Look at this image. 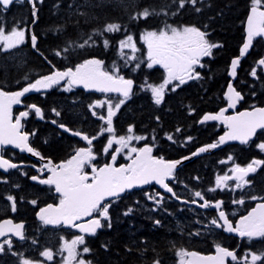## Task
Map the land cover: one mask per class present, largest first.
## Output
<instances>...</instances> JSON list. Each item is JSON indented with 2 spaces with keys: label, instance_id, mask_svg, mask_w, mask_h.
<instances>
[{
  "label": "trees",
  "instance_id": "1",
  "mask_svg": "<svg viewBox=\"0 0 264 264\" xmlns=\"http://www.w3.org/2000/svg\"><path fill=\"white\" fill-rule=\"evenodd\" d=\"M34 6L35 17L28 1L14 2L8 8L0 4V33L13 28L25 30V40L15 46L3 48L0 42V89L19 90L53 70L75 68L96 59L103 71L134 83L116 127L117 135L131 129L156 157L178 160L200 146L213 144L223 132L217 123L200 124L199 120L226 105L228 70L244 42L246 17L252 7L264 8V0H34ZM31 25V34L37 38L36 52L30 46ZM184 29L197 33L193 46L202 49V54L191 78L170 89L163 103L157 105L153 98L165 74L154 61L147 60L140 36ZM130 38L137 53L119 52ZM170 47L176 49L173 44ZM263 57L264 39L253 40L233 82L242 96L238 110L264 106V71L257 66ZM54 99L49 94L43 99H24L23 107L31 113L27 120L41 130V138L51 143L58 133L49 120L89 137L95 134L96 121L93 125L88 120L73 122ZM30 103L40 108L42 120L27 109ZM54 111L64 114L53 116ZM87 123L89 128L85 127ZM259 160L261 165L248 177L246 188L239 189L232 179L223 182L224 187L218 184L219 177H230L233 168ZM175 172L169 184L176 197L200 204L202 199L221 201L228 218L234 220L253 204L251 199L264 198V130L247 145L231 144L196 156ZM4 178L0 174V219L10 215L9 199L13 198L16 210L20 209L16 219L25 223V231L23 241L6 248L0 264L42 262L44 251H51L55 259L60 257L63 242L79 234L61 226L47 227L35 218L39 208L57 201L52 188L40 185L38 189L17 174L8 181ZM101 220V229L85 236L74 249L76 259L85 264H180L187 251L206 254L216 247L235 250L237 258L244 250L251 251L264 264V233L239 241L223 232L214 209L181 204L155 186L105 202Z\"/></svg>",
  "mask_w": 264,
  "mask_h": 264
},
{
  "label": "water",
  "instance_id": "2",
  "mask_svg": "<svg viewBox=\"0 0 264 264\" xmlns=\"http://www.w3.org/2000/svg\"><path fill=\"white\" fill-rule=\"evenodd\" d=\"M28 1L33 9L35 17L36 8L34 0H0L4 8H8L14 2ZM30 46L36 52L37 38L31 34L32 25L29 28ZM264 38V8L253 7L249 11L244 27V43L239 49L238 56L231 60L228 77L229 83L226 87L224 97L226 105L215 113H206L199 120L200 124L216 122L224 129L216 141L210 145L198 147L192 154L178 160H163L152 156L149 145H143L136 154L126 163L116 166L115 155L106 165L94 172L96 177L89 183L86 181L92 175H80L81 153L78 152L68 162L52 164L45 183L54 187V194L61 197L57 204L42 206L36 213L37 220L49 227L62 226L65 229L77 231L82 236H92L101 229V221L94 217L93 213L104 202L123 196L133 190H141L148 186H155L173 200L189 206L205 209L206 201L200 204L197 201H187L174 195L169 184L174 177V172L190 159L219 150L231 144L246 145L254 140L256 134L264 129V106H256L250 109L238 110L241 94L235 90L233 82L236 78L240 60L249 54L253 40ZM258 66L264 69V57L258 61ZM76 88L96 93L119 95L128 97L133 89L130 79L113 77L101 70V63L96 59H88L75 68L66 70H53L51 73L35 79L33 82L23 86L19 90L4 91L0 89V151L7 146L29 153L30 148L26 143V137L21 133L22 114L12 121L13 108L22 104V99L34 93L46 91L50 86L61 84L66 80ZM30 109L36 110L39 120H42V112L39 107L31 105ZM53 124H55L53 122ZM58 128L69 135L85 142L86 135L73 132L65 125L59 124ZM20 147V148H19ZM18 164H12L0 155V168L6 171L16 168ZM250 172L236 169L233 178L240 180ZM210 208L216 211L217 219L222 226L223 232L237 238L254 237L264 231V201L255 205L244 221L235 225L228 219L222 209L220 201L210 204ZM24 223H14L11 219L0 221V239L13 237L17 241L24 239ZM183 264H228L236 259L235 250L216 247L210 253L187 251L184 254Z\"/></svg>",
  "mask_w": 264,
  "mask_h": 264
},
{
  "label": "flooded vegetation",
  "instance_id": "3",
  "mask_svg": "<svg viewBox=\"0 0 264 264\" xmlns=\"http://www.w3.org/2000/svg\"><path fill=\"white\" fill-rule=\"evenodd\" d=\"M198 51L199 52L197 53L193 51L192 49L174 50V51L173 50H168V51L161 50L158 52V55L160 57L159 58L154 57L152 60L149 59L146 53L147 60L156 62L155 64L158 65V68L161 69L163 73L165 74V77L162 83H160L159 86L156 88L155 96L153 98L154 101L157 103V105H160L163 103V101L165 100L164 94L167 93L170 89L174 90L178 88L182 84L186 83L187 79L191 78V76L193 75L195 66L197 64V61L199 60L202 54L201 53L202 49ZM119 52L134 54V53H137V50L133 52L127 51V50H120ZM165 54H166V57L167 55L172 54V57L174 56V59L171 61H166V59L164 58ZM260 68L264 71L262 67ZM110 75H112L113 77H121L122 79H130V78H124L122 75H118V74L117 75L110 74ZM167 77L169 78L172 77L174 79L167 82ZM133 89H134V83H133ZM47 93L49 95H52L53 98H55L54 102L56 101L57 104L60 103L61 105H63L65 109V111H63L65 114L60 111H54L55 113L52 114L53 116L60 117L64 114L73 122L76 120H81V121L88 120V121H91V125H93V121H96V132L95 134H92L91 137H89L88 134H85L83 132H79L77 130H71L73 132H78V133H82L86 135V139L90 140V142H85L83 140H80L76 137L69 135L68 133L64 131H61L58 128L59 124L58 125L53 124L54 121L52 120H49V124L54 127L56 126L58 130L56 137H54L53 139L51 138L52 139L51 143L48 142L49 140L47 138L40 137L39 134L41 133V130L38 127L36 128V125H33L32 121L27 120V118L31 116V113L27 112L24 109L23 104L24 102H26L27 99H28L27 101H31L34 99H43L44 97L48 95ZM60 94L64 96L62 99L57 98V95H60ZM130 95L128 97H122L119 95H109L105 93H96L92 91L87 92L85 90L72 86L69 80L67 79L65 82L61 84L50 86L46 91H43L40 93H34L32 95L24 97L21 100L22 101L21 106L13 108L12 121H15L19 117V115L24 112V114H22L21 116L22 126H21L20 133L24 137H26V143L28 147L30 148V150H29V153H26L23 150L11 148L9 146H7L6 148H1L0 155L2 158L6 159L12 164L20 165L14 169L9 168L6 171H2L0 168V174L5 176L3 180L8 181L10 176L17 174L22 178H26L34 186L38 187V189L40 185L50 186L52 188L51 190L52 194L57 196L58 198L56 202L49 203V204L55 205L59 203V201L61 200V197L54 194L53 186L45 183V180L48 178L50 174V172L48 171V168L50 166L47 164V160H50L52 164L56 165L62 162H68L72 156L80 152L82 163L79 165L80 166L79 174L93 176L92 178L86 181L87 183L91 182L96 177L94 173L96 169H99L103 165L108 164L110 160L114 157V155L116 159L115 160L116 166L121 165V164H126L143 145H146V144H140L142 142L141 141L142 138L139 137L141 139L140 140L141 142H139L137 146L138 148L136 149V151L130 157H124L123 150H121L120 146L112 142L113 138H120V137L127 136L129 134H133L131 129H129L125 135H117V131H116L117 124L121 122L120 117H121L122 109L126 101L129 99ZM106 100L109 101L110 103L109 106L106 105ZM31 105L33 104L32 103L28 104L27 109L33 111L36 114V110L30 109ZM19 108L20 110H18V112L15 113L16 109H19ZM211 123H216V122H211ZM89 124L90 123H87L85 127L89 128ZM64 135L68 137H64ZM47 146H49L50 148L47 149ZM152 156L156 157L155 155H153V150H152ZM156 158H159V157H156ZM260 165H261V161L259 160L257 161V163H252L246 167L238 168L240 170L249 169L250 172L246 176L242 177L240 180H236L235 178H233V174H232V177H228L226 179L228 180L226 183L230 182V180L232 179L236 182L239 189L246 188L249 183L248 177L252 175L256 171V169L260 167ZM221 185H222L221 187H224L223 183ZM9 200H10V206H11L10 215L5 216L4 218L0 219V221L4 219H11L14 223L23 222V221H19L16 219V216L19 213L20 209L16 210L14 199L10 198ZM203 201H206V200L202 199V203ZM262 201H264V198H260L258 200L254 198L251 199V202H253V204L250 207H248L246 211L244 210L243 214L238 213L241 215L236 216L234 220H230L229 218L228 219L232 222L233 225H235L237 221H239V224L242 223L246 215L250 211H252V209L255 208V205ZM106 202H109V201H106ZM242 202L243 201H240L238 202V204L242 206L243 204ZM212 203L214 202H208L206 208H210V204ZM49 204H45V205H49ZM97 210L99 211L98 214L95 215V211H96L95 210L93 213V216L100 219L101 226H102L101 214L103 212L105 213V202ZM35 218H36V214H35ZM24 226H25V223H24ZM70 230L74 231L72 229ZM24 231H25V227H24ZM75 232L78 233L79 235L74 236L73 239L74 238L76 239V237L77 238L80 237L84 240L85 236L80 235V233L77 231ZM263 233L264 231L260 235H262ZM23 235H24V232H23ZM260 235H257L254 237H242V238L236 237V238L239 239L240 241L243 239L244 240L254 239ZM228 236H231V235H228ZM17 242H21V241H17L13 237H10V236L0 239V261L5 260L4 258H2L1 255L5 253V251H7L6 248L16 245ZM229 250H232V249H229ZM50 256L51 255L46 253L47 258H49ZM235 260H237L238 264H260V257L257 254L251 251H246V250H244L241 253L239 258L236 257ZM25 262L26 263L32 262L33 264H52V262L46 259H44L42 262L32 261V260H26ZM231 262H228V263H231Z\"/></svg>",
  "mask_w": 264,
  "mask_h": 264
},
{
  "label": "rangeland",
  "instance_id": "4",
  "mask_svg": "<svg viewBox=\"0 0 264 264\" xmlns=\"http://www.w3.org/2000/svg\"><path fill=\"white\" fill-rule=\"evenodd\" d=\"M194 34L197 36V33L193 32L191 29H184L181 32H147L143 33L140 36V40L143 42V44L146 47V53L150 60H152L154 57L159 58L158 52L161 50H184V49H192L195 52L198 51V47L193 46V37ZM25 40V30L19 29V28H13L9 31H2L0 33V42L3 48L15 46L19 44L20 42ZM244 43V42H243ZM174 45L176 49H172L170 46ZM178 47V48H177ZM122 48L123 50L127 51H135L136 46L134 41L130 38L126 40ZM251 50V49H250ZM174 55V54H173ZM164 58L166 61H171L174 59V56L171 55H164ZM242 60V59H241ZM156 63V62H155ZM258 66V64H257ZM259 67V66H258ZM172 77H167V82L173 80ZM106 105L109 106L110 103L108 100H106ZM140 138L136 137L133 134H129L124 137L120 138H113L112 142L116 145L120 146L121 150H123V156L124 157H130L138 148V144L140 142ZM238 168H233L230 174V177H232L233 172ZM227 177L222 176L218 179V184H222L223 181L226 183L228 180H226ZM10 205V204H9ZM102 217H105V213L103 212L101 214ZM83 242V239L80 237H76V239H72L70 241H64L61 249L63 250L61 256L57 259H55L53 256H50L49 258H45L46 260L52 262V264H85V262L82 259H76V254L74 252L75 247L79 246ZM51 251H44L42 255H46L48 253L49 255ZM185 261L184 258L181 259L180 264H183ZM26 264H33L32 262H27Z\"/></svg>",
  "mask_w": 264,
  "mask_h": 264
},
{
  "label": "bare ground",
  "instance_id": "5",
  "mask_svg": "<svg viewBox=\"0 0 264 264\" xmlns=\"http://www.w3.org/2000/svg\"><path fill=\"white\" fill-rule=\"evenodd\" d=\"M255 7V6H254ZM253 8V7H252ZM251 10V9H250ZM248 15H249V13H248ZM248 15H247V17H248ZM247 17H246V20H247ZM246 20H245V23H246ZM244 27H245V25H244ZM264 130V129H263ZM256 137V136H255ZM176 173V172H175Z\"/></svg>",
  "mask_w": 264,
  "mask_h": 264
}]
</instances>
